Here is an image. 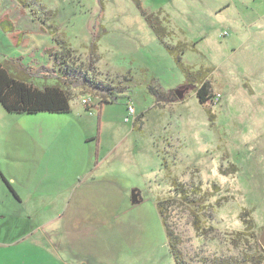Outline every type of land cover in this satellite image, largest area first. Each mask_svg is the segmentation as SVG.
<instances>
[{
    "label": "rangeland",
    "instance_id": "rangeland-1",
    "mask_svg": "<svg viewBox=\"0 0 264 264\" xmlns=\"http://www.w3.org/2000/svg\"><path fill=\"white\" fill-rule=\"evenodd\" d=\"M141 10L161 21L166 45L184 47L182 63L206 77L213 97L207 103L198 101L199 85H184ZM4 12L25 33L42 18L44 29L35 33L65 41L82 68L97 60L96 79L128 87L127 98L102 105L104 96L70 87L68 115H11L0 106V167L20 197L27 203L25 193H32L36 204L25 208L33 214L26 231L62 226L75 256L91 264H175L156 202L174 197L176 184L194 201L177 202L167 212L186 264H242L258 259L259 249L264 255V0H0ZM54 43L37 55L43 63L32 58L44 66L24 68L35 87L55 84ZM17 51L0 30V62ZM151 89L184 95L157 103ZM86 98L90 112L81 104ZM128 99L135 113L125 122ZM89 178L94 181L86 183ZM81 186L89 199L68 209L78 223L63 219V196L47 205L45 192L63 189L65 195ZM132 191L139 195L136 204Z\"/></svg>",
    "mask_w": 264,
    "mask_h": 264
},
{
    "label": "trees",
    "instance_id": "trees-1",
    "mask_svg": "<svg viewBox=\"0 0 264 264\" xmlns=\"http://www.w3.org/2000/svg\"><path fill=\"white\" fill-rule=\"evenodd\" d=\"M18 3L23 8L28 7L20 1H18ZM137 8L142 9L138 4ZM29 11L32 16L37 15L36 10L29 9ZM141 12L149 28L152 30L156 38L165 46L169 54L173 56L176 65L185 76L186 83L184 85H199L195 90L198 101L202 105L207 103L209 99H212L213 97H210V86L205 82L206 77L203 73L192 72L189 66L182 63L181 55L184 51L183 46L178 44L175 47H170L164 43V39L168 33L163 27H161V21H159L158 18L154 19L151 15L146 14L142 10ZM48 13L50 16L49 11ZM37 18L40 19L41 24L45 26L43 19L40 17ZM47 29L55 30L54 27H49ZM53 42H55L58 46V50L55 53H50V55L54 58V66L51 69V72L56 76L55 78H51L55 80L54 85H46L42 88L35 87L33 84H30L31 82H28L30 81L28 79L30 77L26 75L25 72L22 75H18L10 71L11 62H6L0 65V106L6 113L12 115H36L40 113L67 114L70 112V101L73 97L68 91L70 87H86L92 92L97 93L99 96H104L105 99L103 100L99 97L100 105L116 102L121 96H125V98H127L128 87L123 86L121 82L120 84H115L114 81L109 82L108 80L104 81L96 79L91 75L93 64L96 63L97 60H91L86 68H82V66L74 62V59L72 58L73 51L69 48V45L65 41H59L58 39L53 38ZM151 91L157 97V103L162 101L173 102L176 100L174 91H170L167 94L159 93L157 91H153L152 89ZM86 108V110H89L88 107ZM172 192L176 198L169 197L159 199L156 202V208L164 228L168 251L172 256L174 263L186 264L180 250L181 243L179 237L175 234L174 230L170 228L168 223L167 212L171 206L177 202L181 203L183 201H188L186 202L187 204H190L191 202L194 204V201H189L188 190L183 188L182 185H173ZM194 226L196 230L199 229L197 227V221ZM257 258L258 259L248 257L247 259H242L241 263H261V261L264 260V255L261 249L258 250ZM238 263L233 262L232 264ZM200 264H230V262L218 259L212 262L202 261Z\"/></svg>",
    "mask_w": 264,
    "mask_h": 264
},
{
    "label": "crops",
    "instance_id": "crops-1",
    "mask_svg": "<svg viewBox=\"0 0 264 264\" xmlns=\"http://www.w3.org/2000/svg\"><path fill=\"white\" fill-rule=\"evenodd\" d=\"M21 10V12L28 11V9ZM5 15L8 14H6V12L3 14L0 13V30L8 34L14 40V45L17 47L18 51L16 52V57H3L0 65L13 61L17 63V67H10V71L18 75H22L25 71V66H30L29 68H31V65H39L38 63H35L32 58H39L38 60L43 63L44 58H41V56L37 55H40V53L44 52V50L51 45L53 39H49L50 35L47 32L46 33L49 36H43L34 32V30L37 29H44V26L42 24L36 23V20L31 21L30 32L25 33L22 31L23 27H21L20 24L16 26L15 21H12L11 16H8L12 22L10 23V21L4 18ZM35 23L38 25H35ZM20 49H22V51H20ZM31 53H33V57ZM26 54L28 56H26ZM44 55L46 57L45 53ZM39 66H44V64H40ZM90 109L91 108H89L88 112H90ZM1 110V112L4 114H8L3 109ZM71 112L72 108L70 106V112L63 115H68ZM36 121L40 122L41 124H45L47 122L46 119L41 118ZM55 121L58 120L55 119ZM29 122L30 121H26V123ZM98 169H100V166L97 167V170ZM5 173L7 172H5V170L0 167V264H91L89 261L84 260V258L75 256V247L69 242L67 236L68 233L62 230V226L61 229L52 230H43L42 228H38L35 230L26 231L23 228L26 221H29L33 216L32 210H29L27 214L25 213V208L27 207V203H33L34 199L31 198L32 193L30 198L28 197L30 194L25 193L28 201L26 203V201L23 200L19 195L20 190H15L8 182V178ZM11 181L13 184L16 182L15 178H11ZM91 181H94V179L89 178L86 183ZM84 190H87V188L81 186L77 187L75 190L73 189L72 193L65 195L62 192L63 189H59L54 193L45 192L44 194L47 199H51H49L50 204L47 203V205H51L52 200L55 201L58 196H63L62 199H67V208L63 214V219L65 217L70 223H78L77 221H79V219L75 215L70 216V214H68V209L70 206H72L73 209H77V207H80V205L86 203V201L89 199V192ZM53 203L55 204V202ZM35 205L36 204H34V206ZM13 206L22 209L24 214L20 215V211L14 209L15 207ZM19 208L18 210H20ZM88 222L92 221L90 220ZM94 222L99 221L96 220ZM95 239L97 240L98 238L96 237Z\"/></svg>",
    "mask_w": 264,
    "mask_h": 264
},
{
    "label": "built area",
    "instance_id": "built-area-1",
    "mask_svg": "<svg viewBox=\"0 0 264 264\" xmlns=\"http://www.w3.org/2000/svg\"><path fill=\"white\" fill-rule=\"evenodd\" d=\"M215 100H218V99H215ZM81 104L86 106V107H89V108H92V100L91 98H86V99H82L81 100ZM135 113V110L132 106V101L131 100H128V104H127V117L125 118V122H128L129 121V118L132 117Z\"/></svg>",
    "mask_w": 264,
    "mask_h": 264
},
{
    "label": "water",
    "instance_id": "water-1",
    "mask_svg": "<svg viewBox=\"0 0 264 264\" xmlns=\"http://www.w3.org/2000/svg\"><path fill=\"white\" fill-rule=\"evenodd\" d=\"M174 94H175V96H176L179 100H181V99L183 98L184 91H174ZM138 202H139V195H138V193H137L136 191H132V193H131V203H132V204H136V203H138ZM261 246H262V248H263V250H264V237H263V239L261 240Z\"/></svg>",
    "mask_w": 264,
    "mask_h": 264
}]
</instances>
